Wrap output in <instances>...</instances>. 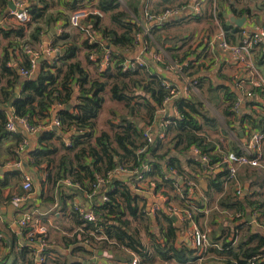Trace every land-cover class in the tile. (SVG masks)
Segmentation results:
<instances>
[{
    "label": "trees",
    "instance_id": "trees-1",
    "mask_svg": "<svg viewBox=\"0 0 264 264\" xmlns=\"http://www.w3.org/2000/svg\"><path fill=\"white\" fill-rule=\"evenodd\" d=\"M224 2L219 0L218 18L229 39L230 34H241V28L228 18L223 10ZM189 3V0H157L152 5L149 0H125L124 5L120 0H29L30 21L16 23L7 30L0 28V47L2 37L18 39H10L0 55V138L14 134L6 129L11 107L14 108V115L28 117L31 122L39 125L41 123L37 119L50 117L52 106L60 105V130L62 133L73 130L74 134L70 145L62 142L64 153L57 161L52 154L59 149L56 146L48 148L50 140L57 133L55 130H45L39 139L41 143H46L47 148L31 152L33 162L40 170H43L40 167L43 162L48 165V173L41 180L42 188L46 183L52 182L61 189L63 186L59 183L70 179L74 187L70 193L61 194L59 198L64 209H67V200L76 197L78 192L81 196L90 195L92 201L99 196L107 197L106 201L93 205L96 221L84 219L75 209L76 204L73 206V219L79 229L73 236L63 237L65 252L52 259V264H85L86 257L75 260V255L91 253L84 244L86 240L93 248L110 249L113 258L121 263H132L135 254L139 257L140 264H194L199 263L202 257L203 264H210L209 261L215 264H250L255 257L257 264H264V232H256L252 228L253 224L245 222L247 215L251 213L264 228V168L259 171L245 166L243 171H238L237 178L243 188L250 178H256L251 182L247 193L239 195L237 184L231 180L227 182L228 166L222 163L227 151L224 150L222 140L210 134V131L218 130L219 123L202 98L206 92L211 102L215 103L216 97L222 93L225 103L223 112L230 130L263 131L264 103L255 98L257 95L264 96V87L254 86L252 99L243 96L233 85L234 82L232 85L210 84L205 91L202 90L200 67L189 59V42L193 34L177 32L186 22L200 21L202 14L179 15V18L173 17L162 25L152 23L148 33L141 25L146 20L144 12L147 6L151 13H160L168 7L184 11ZM8 6L9 0H0V13L5 12ZM62 6L66 11L61 9ZM83 7L97 8L103 15H109L110 22L107 24L105 16L93 13L83 20V25L99 35L94 42H90L87 37L82 42L86 50L85 61L99 70L98 64L109 46L112 64L105 70H99L94 76L79 57L81 47L70 41V34L63 31L50 44L52 47H59L60 52L55 57L38 63L39 69L31 77H23L21 69H31L29 56L23 52V45L29 43L35 47L40 46L48 27L57 25L60 20H64L65 26H70V13ZM234 11L237 12L236 9ZM248 11L250 8H244L240 13L243 15ZM138 33L143 34V42L147 46L145 58L150 56L152 59L153 50L158 52L159 46L164 47L168 56L158 62L159 67L166 69L171 62H178L183 65L184 75L197 79L201 88L200 95L174 99L173 105L179 111L180 118L168 117L169 123L162 127L166 137L162 139L156 136L151 142L145 135V129L149 125L154 127L155 123L158 124L159 110L164 107V100L170 95L165 81L172 80L163 72H157L156 67L157 73H153L150 63L126 69L120 65L127 59V53L134 51L140 44ZM239 39H242V35ZM167 44L170 45L166 46ZM12 50H19L22 57L17 65L12 64L16 60ZM92 54L96 55L95 59L91 58ZM4 80L8 85L3 84ZM131 82L133 87L141 89V93L133 91ZM18 83L22 88L17 95ZM107 86H110L114 100L125 103L127 112L120 115L117 123H113L114 133L102 131L96 134L97 118L105 103L104 92ZM136 96H141L143 101L135 102ZM241 99L243 105L237 110L235 103ZM68 105H71L70 109L67 108ZM17 134L18 141H23L26 136L23 131H18ZM237 136L238 140L232 141L230 150L240 151L238 141L241 138ZM194 148L199 150L200 155L193 154ZM202 155H207L209 162L205 163ZM144 166H148V169L144 170ZM135 169H141L146 176L155 179L158 190H167L165 194L168 196V203L172 202L170 189L180 185L178 178L182 177L185 180L181 184L185 197L181 198V206L192 211V217L199 225L212 227L211 241L218 246L212 245L203 252L193 246L191 241L188 243L181 238L188 221L180 225L165 209L157 210L151 216L147 210L148 200L132 190L133 174H127L125 179L109 178L112 171L129 172ZM172 169L177 171L175 177L171 173ZM17 172L19 171H10L9 175ZM203 173L209 174V191L218 193L215 205L219 209L214 207L208 217L200 203L187 198L188 180L197 181L196 175ZM99 179L104 180L101 191ZM253 185L259 187L251 191ZM96 186L97 193L91 195ZM187 201L193 204L190 203V206ZM224 211L232 217L227 224L215 220ZM136 220H139V224L134 223ZM143 228L150 237L149 241L142 234ZM49 251L48 248L44 251L47 260L43 264H49ZM53 251L58 252L56 249ZM69 252L72 258L69 257ZM30 262H35L33 255Z\"/></svg>",
    "mask_w": 264,
    "mask_h": 264
},
{
    "label": "crops",
    "instance_id": "crops-1",
    "mask_svg": "<svg viewBox=\"0 0 264 264\" xmlns=\"http://www.w3.org/2000/svg\"><path fill=\"white\" fill-rule=\"evenodd\" d=\"M152 5L157 0H149ZM179 1H188V0H179ZM190 3L186 7L184 11L180 12V15L183 14H202L203 18L200 21L191 20L186 24H183L185 28H187L186 34H193L192 40L189 42L191 45V55L189 59L194 60L196 65L200 67V74L203 77L202 79V90H206L208 86L213 85H232L234 79L239 78V80H243L244 88L249 89L250 91L253 90L254 85L251 82V75L248 74L241 64L236 62L228 53L224 52L220 46V39L218 38L219 34V26L216 22H214L211 11L213 7V0H189ZM219 1V0H218ZM225 1V2H224ZM29 2V0H27ZM223 10L227 14L228 18L230 19L231 15L242 17L247 16V20L244 23L241 29L247 31V33H253L254 31H258V29L264 24V0H223ZM220 4V3H219ZM199 7V10L196 11L195 7ZM1 8V7H0ZM244 8H250V11L246 14H241L240 12ZM8 9L3 13H0V28L2 29H10L12 25L19 23L16 19L10 15H8ZM62 10L66 11L65 7H61ZM220 9V8H219ZM236 9L237 12L234 11ZM71 14V13H70ZM105 16V14L103 15ZM211 16V17H210ZM106 18V17H105ZM176 18V17H175ZM217 25V26H216ZM181 27L180 33L184 27ZM191 26V27H190ZM196 27V28H192ZM54 28V33L51 29ZM67 31L70 34V41L76 42L79 47H81L82 52L80 53L79 57L82 59L85 67L96 76L98 73V69L94 65H90L85 61L84 54L86 52L84 45L82 42L84 41L86 35L82 34L78 29L72 26H65L64 20H60L57 25H51L50 27L45 30V34L43 35V43L48 41L50 45L52 43L53 38L56 35H59L61 32ZM171 31H174L171 29ZM81 34L83 39H80L77 35ZM27 35V34H26ZM242 34L233 33L230 34L229 39L234 43L240 42L239 36ZM1 36V35H0ZM99 36V35H97ZM227 38V36H226ZM10 39L18 41L16 37L14 38H4L2 37V45L0 47V55L3 54V48L6 46ZM228 39V40H229ZM167 44L166 46H169ZM188 45V44H187ZM164 50L165 48L162 47ZM185 48H188L187 46ZM153 52H155L153 50ZM152 52V53H153ZM11 53H14L16 56V60H13V65H17V61H21L22 57L20 55L19 50H15ZM141 55V47L137 46V48L131 53L127 54L128 58H134ZM56 56V55H55ZM55 56L48 55L43 53L40 58L43 60L39 61L41 63L44 60H49ZM165 56H168L167 51L165 50ZM164 56V57H165ZM39 58V59H40ZM147 59V58H146ZM149 62L151 66V70L154 71L153 73L159 72L164 73L166 76L169 77L174 83H176L180 88H182V81L178 77L177 73L173 70L162 69L159 67L158 63L154 62L150 56H148ZM254 60L256 65L259 68V71L262 76H264V47L261 45L260 47H256L254 49ZM19 63V62H18ZM156 67V70H155ZM39 69V65L35 69L36 72ZM21 72V71H20ZM156 72V73H157ZM23 76V75H22ZM24 77V76H23ZM3 84L8 85V82L5 80ZM234 85V84H233ZM11 89V86H8ZM22 86L20 83L16 86V94L20 93ZM200 88V86H199ZM201 92V88H200ZM206 92L204 93L205 100H210L208 95L206 96ZM252 99V96H250ZM258 102L264 103V96L259 97L258 95L255 98ZM210 103L217 107H224L225 103L223 102V96L216 97V102L213 103L210 100ZM243 103V102H242ZM243 105V104H242ZM62 107L60 105L52 106L50 110V117H43L37 119L43 126L40 131L36 133H28L25 129L20 128L18 131H23L26 135L24 136L23 141H18L16 134H9L5 137L0 138V159H1V166H0V221L1 227L0 232L3 236V240L0 242V264H31L30 259L32 255L34 257V248L36 245L31 243L28 237L26 236V232L28 230L27 227H22L18 223V219L23 216L25 213H33L36 217H40L41 221L48 225V250L49 251V258L48 263L52 264V259L59 256V254L65 252L63 247V237L68 236L71 237L73 234L78 231L79 226L73 219V206L75 204H80L83 206L84 209L92 210L93 205L100 203L102 200V196L97 197L95 201H92L88 194H84L81 196V193L78 192L76 197L73 199L67 200V209H64L62 205H60L59 198L60 195H64L66 193H70L72 190V185H68L67 179H64L59 183V185L63 186L61 189L54 186L52 182L46 183L45 187L42 188V179L46 177L48 173V165L47 162H43L40 167L43 170L39 169V166L34 164L31 152L35 149H45L46 143H41L39 141L40 137L44 133L45 130H55L57 133L50 140V144L48 148H52L56 146L59 150L56 153L52 154V157L57 161L61 154L64 153V149L62 148V142L67 143L71 141L72 135L74 134L73 130H69L66 133L61 132V126L56 127L53 125L52 121L58 117V112ZM106 108V100L104 104V109ZM259 110V108H258ZM106 111V109H105ZM9 115L14 114V108L11 107L8 111ZM102 112V111H101ZM103 114V113H102ZM100 119L102 118V115ZM176 115V110L173 105V102L167 107L164 113H161L158 116V124L155 123L153 127L154 133L157 131L164 132L162 129V120L165 118L171 117ZM225 117V115H224ZM111 121L114 122V119ZM99 127L101 126V121L99 120ZM162 125V126H161ZM53 127H56L54 129ZM164 127V126H163ZM248 130V129H247ZM219 132L210 131L212 137L217 138ZM245 133V132H244ZM18 135V134H17ZM245 136L247 134L245 133ZM27 137V138H25ZM227 138V139H226ZM241 140H244V137H240ZM246 138V137H245ZM222 144H224L225 151H228L232 147V139L229 136H225L222 138ZM197 148H194L193 154L198 155L196 152ZM20 159L23 161V168L18 170L19 172L9 175L10 171L16 170L9 166L5 165L7 161H13ZM29 161H32L29 164ZM187 168V167H186ZM245 166L240 167V171H243ZM251 170H259V167H250ZM50 170V169H49ZM25 173L31 174L33 178V189L30 192H26L23 190V175ZM131 174V172L126 170H116L112 171L109 174V178H119L125 179L126 176ZM197 181L196 186L191 188L189 186L187 198L193 201L200 203V206L204 207V213L206 217L213 212L214 207L217 205L216 202L218 200V193H214L213 191H209V174H202L196 175ZM174 177V176H173ZM256 179L255 177L250 178L244 185H248V190L250 189L251 182ZM4 184L3 186L1 184ZM104 186V185H103ZM102 183L99 186V191H101V187L103 188ZM132 186V183H131ZM259 186L253 185L251 191ZM134 191V189L132 188ZM209 191V192H208ZM135 193L139 194L140 196L145 197L148 200L147 209H150L154 203H158L159 199L157 197L151 195L150 193L141 194L139 192L134 191ZM170 193L172 196V202L174 204H181V196L177 192L176 188L170 189ZM15 195H25L26 199H24L20 203H16L13 200ZM142 201L140 202V204ZM216 204V205H215ZM213 209V210H212ZM223 214V215H222ZM220 215H217L215 220L220 222H225L226 224L228 221L232 220L231 215H228L225 211ZM180 225L184 224L185 221H182L180 218L176 221ZM259 225V224H257ZM191 225L185 223L184 226V233L181 238L186 239L189 243L191 240L188 235V229H190ZM261 226V225H260ZM211 227V226H210ZM253 230H256L255 226L252 225ZM264 229V228H263ZM85 244V243H84ZM86 245V244H85ZM86 248L91 253H77L75 255V260H80L82 257H86L85 264H129V263H121L116 261L113 258V252L110 249H97L93 248L90 244L86 245ZM53 249L58 250V252H54ZM72 247L70 248V250ZM26 251V252H25ZM28 251V252H27ZM71 256V257H70ZM69 257L72 258L71 253L69 252ZM213 258V257H211ZM214 260H218V258H213ZM140 262V261H139ZM200 264H203L201 260H199ZM195 262L194 264H199ZM210 264H215V262L209 261ZM35 264V262H34ZM132 264V263H130Z\"/></svg>",
    "mask_w": 264,
    "mask_h": 264
},
{
    "label": "built area",
    "instance_id": "built-area-1",
    "mask_svg": "<svg viewBox=\"0 0 264 264\" xmlns=\"http://www.w3.org/2000/svg\"><path fill=\"white\" fill-rule=\"evenodd\" d=\"M15 5V9H8V15L14 17L16 21L19 23H27L31 19L29 4L27 0H9ZM123 3V0H120ZM214 6L212 7V14L214 16L215 22L219 26V34L218 38L220 39V46L222 50L228 53L236 62L242 65V67L248 71V74L251 75V82L254 86L264 87V76L261 75L258 66L254 60V49L257 45H263L264 47V24L258 29V31H254L253 33H247L246 30L241 29L242 39L238 43H232L226 38L225 31L223 30L220 20L217 14V3L214 0ZM125 5V4H124ZM195 10L198 11L199 7H195ZM181 10L177 8L168 7L160 13H151L148 9V6L145 9L144 16L145 21L141 23L145 27L146 33H148V28L153 23H157L162 25L165 21L177 17L180 15ZM90 13L103 15V13L94 7H83L74 10L70 14L69 24L70 26L83 31L86 37L90 42H94L97 40L98 36L95 32L90 30V27H86L83 25V20H85ZM137 38L140 42L138 47H141V55L125 59L120 63L125 69L132 66H143L147 65L148 60L144 57L146 53L147 46L143 42V34L138 33ZM23 52H25L29 56V60L31 63V69L22 68L21 74L25 77H31L38 66L39 58L43 53L48 55L55 56L60 52L59 47H52L49 45L48 49L44 48V43L40 46L35 47L29 43L23 45ZM133 52V51H132ZM132 52H128L127 54H131ZM127 56V55H126ZM165 56V50L159 46V51H155L152 53V59L154 62H160ZM92 59L96 58V55H91ZM111 62V50L108 46L106 48L105 54L101 58L99 62V70H105ZM167 70H173L177 73L178 77L182 81V88L178 85H174L172 81H165V85L170 89V95L164 100V107L159 110V114L164 113L170 103H174V99L177 97H185L189 98L193 94L200 95V88L198 80L195 78H189L183 73V65L178 62H171L166 66ZM234 86L241 91L243 96H252V91L244 88L243 80H239V78L234 79ZM242 105V99L235 103V109H239ZM176 116L180 118V113L175 107ZM162 125L165 126L169 123L167 118L162 120ZM53 125L56 127L61 126V120L56 117L55 120L52 121ZM161 125V126H162ZM42 124H35L30 121L28 117H20L16 115H10L9 119L6 123V129L10 132H17L20 128L25 129L28 133H36L40 131L42 128ZM162 126V127H163ZM145 135L148 140L151 142L156 136L164 139L166 137L165 132L157 131L154 133L153 126L149 125L146 127ZM238 137L239 131L236 132L231 130V133ZM245 133L247 136H245ZM244 133V140L238 143L240 147V151L228 150L222 160L223 164H227L228 173H227V182L234 181L237 184V193L240 195L245 192L243 186L239 183L237 178V173L240 167L250 166V167H259L264 168V130H256V129H248L247 132ZM240 136V135H239ZM241 137V136H240ZM246 137V138H245ZM66 144L70 145L71 142H67ZM197 154L200 155L199 150H196ZM202 160L206 163L209 162V157L207 155L201 156ZM6 166L14 168L16 170H20L23 168V161L20 159L7 161L5 162ZM1 166V159H0ZM148 169V166H144V170ZM220 170V169H219ZM131 174L134 175L132 181V188L134 191L139 192L141 194L150 193L151 195L157 197L159 202L154 203L150 209H147L150 214H153L160 209H165L170 215H176L178 219L180 218L182 221H188L189 225H191L188 229V235L191 240L193 246L199 248L201 251L205 252L210 246H218V244H212L210 233L211 227L207 225H199L194 218L192 217V211L189 208H185L181 206V204L168 203V196L165 194L167 191L165 188L158 190L157 183L155 179H152L146 176L141 169H135L130 171ZM172 175L175 177L177 171L175 169L171 170ZM178 182L180 185H176V190L180 194L181 197L184 196L183 187L181 184L185 182V180L181 177L178 178ZM182 180V182H180ZM103 179H99L98 186L101 185ZM68 185L74 186L70 179H67ZM187 184L193 188L196 186V182L194 180H188ZM227 186V183H226ZM33 189V178L31 174L25 173L23 175V190L26 192H30ZM98 187L96 186L91 195L97 193ZM90 196V195H89ZM26 199L25 195H15L13 200L16 203L22 202ZM101 200L106 201L107 197L102 196ZM190 205V201H187ZM193 204V203H191ZM191 206V205H190ZM215 208L219 209L218 206ZM75 209L80 213V215L88 220V221H96L97 216L93 212V210L84 209L80 204L75 205ZM195 209V207H193ZM252 215V214H251ZM237 216H240L238 214ZM253 217V215H252ZM253 221L258 224L257 220L253 217ZM18 223L22 227H27L28 230L26 232V236L30 240L31 243H34L36 247L34 248L35 254V264H43L47 260V256L44 253L45 249L48 246V225L41 221L40 217H36L33 213H25L22 217L18 219ZM0 221V227H1ZM3 240V236L0 232V242ZM86 245H89V241L86 240L84 242ZM257 257L251 259L250 264H257ZM200 260H204V257L200 258ZM132 264H140L139 257L134 254V258Z\"/></svg>",
    "mask_w": 264,
    "mask_h": 264
},
{
    "label": "rangeland",
    "instance_id": "rangeland-1",
    "mask_svg": "<svg viewBox=\"0 0 264 264\" xmlns=\"http://www.w3.org/2000/svg\"><path fill=\"white\" fill-rule=\"evenodd\" d=\"M213 2L215 3L214 0H213ZM216 3H217V14H218L219 1L216 0ZM123 4H125V0H123ZM213 6H214V4H213ZM211 16H212V18H213V20L215 22V19H214V16L212 14V11H211ZM105 17H106L105 18V22L107 24H109L110 23L109 22V15H106ZM186 23H188V22H186ZM183 27H184V29H182V32H181L182 34L186 33V31H187V28H185V26H183ZM192 28H196V27L192 26ZM174 29L179 30L180 28H174ZM177 32H180V31H177ZM77 36L80 39H83V36L80 33ZM128 80H129V78H128ZM132 84L133 83L131 82V86H132ZM132 89L136 93H141V89L139 87H137V86L136 87L132 86ZM104 96H105V100H106V108H105L106 111H105L104 105H103V108L101 109L102 112L100 111L99 117L97 118L96 134H100L102 131H107V132H109L111 134L114 133L115 129H114L113 123H117L119 121L120 115L127 112L124 102L123 103L122 102H118V101H116V100H114L112 98L111 92H110V86H107V90L104 92ZM206 96H207V94H206ZM221 96H222V93H219V97H221ZM202 98H203L204 104L207 106V108L210 111L211 115L215 116L217 118V120H218L219 127H218V130L216 132H219L218 133L219 135H218L217 138L222 140V138H224V135H225L227 137L229 136V138L232 139V141H236L237 142L238 139L233 134L234 132L231 133V130L227 127L226 119L224 117V112H223L224 107H217V106L213 105L212 103H210V100L207 101V100H205L204 97H202ZM134 101L135 102L138 101V102L141 103L143 101V99H142L141 96H136L134 98ZM101 114L103 116L100 119ZM112 119H114V122L111 121ZM99 120L101 121V126L104 125L103 128L99 127L100 126L99 125ZM91 141H93V139ZM239 142L240 141H238V143ZM220 217H221V214H220ZM134 223L135 224H139V220H136ZM141 230H142V234H143L144 238L149 241L150 237H149L146 229L143 228Z\"/></svg>",
    "mask_w": 264,
    "mask_h": 264
},
{
    "label": "water",
    "instance_id": "water-1",
    "mask_svg": "<svg viewBox=\"0 0 264 264\" xmlns=\"http://www.w3.org/2000/svg\"><path fill=\"white\" fill-rule=\"evenodd\" d=\"M9 7H10V9H15V5L11 2V1H9ZM176 18H179V16H177ZM230 19H231V21H233L234 23H235V25H237L238 27H242L243 25H244V23L246 22V20H247V16H242V17H237V16H234V15H231L230 16ZM54 28H52L51 29V31L54 33ZM48 47H49V44H48V41H46L45 43H44V48L45 49H48ZM44 59V57L43 58H40L39 59V61H41V60H43ZM12 104V102L10 103V105ZM67 108L68 109H70L71 108V105H68L67 106ZM54 129H56V127H53ZM239 135L241 136V137H243L244 136V130H239ZM180 182H182V180L180 181ZM248 192V185H246L245 186V193H247ZM147 195H148V193H147ZM151 216H154L153 214H151ZM172 218L174 219V220H178V217L176 216V215H172ZM245 222H248V223H251V224H253V226H255V228H256V230H258V231H260V232H264V229H263V227H261L260 225H257L254 221H253V217H252V215H251V213H249L248 215H247V217H246V221ZM71 257V256H70Z\"/></svg>",
    "mask_w": 264,
    "mask_h": 264
}]
</instances>
